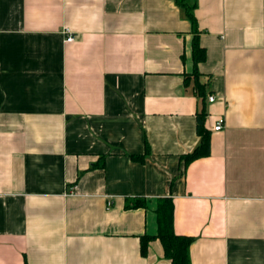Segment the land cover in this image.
I'll return each instance as SVG.
<instances>
[{"label": "crops", "instance_id": "1", "mask_svg": "<svg viewBox=\"0 0 264 264\" xmlns=\"http://www.w3.org/2000/svg\"><path fill=\"white\" fill-rule=\"evenodd\" d=\"M185 3L0 0V264H171L163 200L190 264H264V0Z\"/></svg>", "mask_w": 264, "mask_h": 264}, {"label": "trees", "instance_id": "2", "mask_svg": "<svg viewBox=\"0 0 264 264\" xmlns=\"http://www.w3.org/2000/svg\"><path fill=\"white\" fill-rule=\"evenodd\" d=\"M176 4L185 9L187 17L192 23L195 32V20L191 14V7L185 3V0H175ZM191 57L193 62L192 73L184 76V84L187 85L189 80L193 81V89L195 95L204 101L206 97V92L204 85L199 83L200 74L198 73L197 67L200 63L205 60V50L200 46L197 39V35L194 36L191 45ZM206 111L203 108L200 112L196 114V135L199 138V145L193 149L190 153L183 155L180 160L183 168H186L191 162L206 158L210 155V130L204 127L206 119ZM149 154V148L146 144L145 154L143 156H133L134 161L140 163L144 162L145 156ZM143 202H135L133 207H143ZM173 220V204L169 200H163L157 208V223L158 231L156 236H142L141 240V254L144 255L148 248V244L151 240L159 239L164 257L171 261V264H190L189 259V247L192 239L185 236L176 235L172 229Z\"/></svg>", "mask_w": 264, "mask_h": 264}, {"label": "built area", "instance_id": "3", "mask_svg": "<svg viewBox=\"0 0 264 264\" xmlns=\"http://www.w3.org/2000/svg\"><path fill=\"white\" fill-rule=\"evenodd\" d=\"M64 34H65V42L66 43H72V42H74L75 38H74V36H73L72 33H70L68 30H66V31H64ZM214 100H215V97L212 96V95H210L208 97V99H207V102L208 103H213ZM224 126H225V120H224L223 117H221V118H218L215 121L212 130L214 132H220V131H222L224 129ZM69 194H71V193H69Z\"/></svg>", "mask_w": 264, "mask_h": 264}]
</instances>
